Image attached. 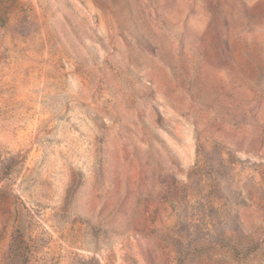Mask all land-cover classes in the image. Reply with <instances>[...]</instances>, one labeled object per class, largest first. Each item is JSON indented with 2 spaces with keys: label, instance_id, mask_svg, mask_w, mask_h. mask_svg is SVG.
<instances>
[{
  "label": "rangeland",
  "instance_id": "rangeland-1",
  "mask_svg": "<svg viewBox=\"0 0 264 264\" xmlns=\"http://www.w3.org/2000/svg\"><path fill=\"white\" fill-rule=\"evenodd\" d=\"M0 264H264V0H0Z\"/></svg>",
  "mask_w": 264,
  "mask_h": 264
}]
</instances>
